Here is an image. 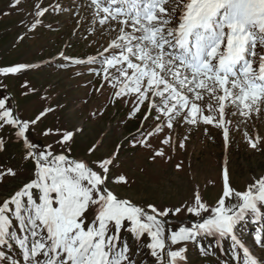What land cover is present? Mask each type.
<instances>
[{"label":"snow or ice","instance_id":"1","mask_svg":"<svg viewBox=\"0 0 264 264\" xmlns=\"http://www.w3.org/2000/svg\"><path fill=\"white\" fill-rule=\"evenodd\" d=\"M13 12L24 14L20 24L25 31L18 41L36 31L50 12L57 17L70 13L76 29L88 25L87 35L107 34L106 46L95 55H58L88 66L99 77L94 91L110 93L112 104H130L129 118L142 116L141 125L148 126L129 145L148 150L153 163L171 160L186 147L188 134L173 135L180 126L215 125L223 129L227 146L228 106L245 126L254 114H264V0H79L75 8L65 0H7L0 8L3 16ZM31 67H0V75L6 79ZM21 87L24 96L36 92L28 81ZM7 90L0 81V130H12L0 135V154L18 143L21 162L32 167L0 165V186L28 176L0 199V264H149L145 257L152 264H192L190 246L202 257H218L225 239L240 264H264L237 234L249 217L264 219V173L238 191L225 168L214 204L198 190L178 205L141 203L110 187L134 183L112 171L120 167L123 145L94 161L74 157L72 144L82 129L67 126L45 128L40 134L55 139L40 145L31 135L57 109L47 104L24 118ZM244 136L252 151L264 153V135L245 131ZM96 150L94 143L87 154ZM175 167L182 171V162ZM186 216L193 219L185 223L181 218ZM172 219L180 223L172 226ZM254 243L264 250V228L257 230ZM218 264L229 262L218 259Z\"/></svg>","mask_w":264,"mask_h":264},{"label":"rangeland","instance_id":"2","mask_svg":"<svg viewBox=\"0 0 264 264\" xmlns=\"http://www.w3.org/2000/svg\"><path fill=\"white\" fill-rule=\"evenodd\" d=\"M7 0H0V8H5ZM79 0H65L66 6L75 8ZM83 14V13H82ZM22 13L13 12L9 16L0 15V67L17 63H26L34 67L22 70L20 73L9 74L5 79L0 75V81L8 85V93L15 98V105L24 118L34 117L38 110L50 104L57 110L49 114L38 124L31 135L34 142L45 145L53 143L55 137H45L40 133L45 128L67 126L69 129L80 128L72 144L74 157H87L94 161L105 158L116 150H120V167L113 169L114 173L123 172L131 181L130 186L112 185L110 187L124 196H130L138 202H155L157 204L178 205L189 200L193 192L198 190L208 204H214L221 194L223 174L228 171L233 188L243 191L251 182L253 176L264 173V153L252 151L245 140L244 133L250 135L259 132L264 135V114L253 115L245 124L240 123L239 116H233L232 106L226 108V119L231 120L229 127V142L226 146L223 129L215 125L199 127L185 126L177 128L183 138L188 134L189 139L184 149H178L171 160L157 159L154 163L149 159L150 152L146 149L129 145V139L136 136L142 127V116L129 118L130 104L119 101L111 103L110 93L101 95L94 91L99 86V77L88 71V66L68 63L59 57L63 51L68 57L83 59L95 55L106 46L105 36L99 34L87 35L88 25L76 29V20L70 13L57 17L49 13L42 18L43 23L38 29L29 33L25 39L18 41V35L24 33L20 24ZM53 27L50 29L48 25ZM75 29V33H74ZM74 33V34H73ZM260 52V47H257ZM55 58V59H54ZM68 64L62 67V64ZM28 81L36 90L27 96L21 93L22 84ZM41 97H48L42 101ZM57 105L60 107L57 108ZM99 110L100 114H91ZM150 123V122H149ZM207 129V132H205ZM11 129L0 130V135H11ZM97 150L88 155L87 150L93 144ZM153 146H159V139L152 140ZM22 147L18 143L10 144L5 154H0V165L11 164L20 168H31L30 162H21ZM182 162V171L176 169V164ZM143 169V171L141 170ZM28 179L22 174L7 185L0 186V199L20 186ZM188 223L191 216L182 217ZM180 220L172 219V226ZM264 228V219H246L238 228V236L242 242L255 253L258 259L264 260V250L254 243L258 229ZM213 240L207 241L212 243ZM230 239L222 242L223 254L218 257H202L195 247L189 248V258L192 264H218L223 259L229 264H240L232 256ZM242 255V251H241ZM152 264L150 257H145Z\"/></svg>","mask_w":264,"mask_h":264}]
</instances>
